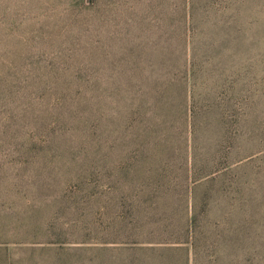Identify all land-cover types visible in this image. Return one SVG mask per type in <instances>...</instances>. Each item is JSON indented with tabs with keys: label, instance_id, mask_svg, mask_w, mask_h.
I'll return each mask as SVG.
<instances>
[{
	"label": "rangeland",
	"instance_id": "1",
	"mask_svg": "<svg viewBox=\"0 0 264 264\" xmlns=\"http://www.w3.org/2000/svg\"><path fill=\"white\" fill-rule=\"evenodd\" d=\"M128 1L109 19L91 21L90 42L79 49L94 56L105 45L115 55L132 49L146 71L161 68L171 78L177 69L179 82L167 88L149 74L150 90L154 101L166 88L172 117L189 91L198 162L189 167L177 159L186 135L179 141L175 131L163 155L171 162L151 150L127 165L129 153L119 151L120 161L57 167L13 163L0 152V249H8L0 264H264V0ZM212 151L221 157L214 165L207 160ZM188 170L202 175L193 246L96 243L139 227L137 235L153 242L165 213L185 203ZM80 172L90 174L84 190L66 191ZM81 209L89 243L57 244L60 232L81 235ZM127 209L134 213L121 216Z\"/></svg>",
	"mask_w": 264,
	"mask_h": 264
},
{
	"label": "trees",
	"instance_id": "2",
	"mask_svg": "<svg viewBox=\"0 0 264 264\" xmlns=\"http://www.w3.org/2000/svg\"><path fill=\"white\" fill-rule=\"evenodd\" d=\"M128 2L47 0L34 4L28 0H0V152L8 153L11 162L84 166L120 161L116 154L127 151L125 162L129 165L151 150L159 151L163 161L171 162V156L163 155L172 149L174 131L179 141L186 135L179 142L183 152L177 159L189 167L198 162V125L189 91L187 101L185 93L179 100V117L171 116L169 103L163 100L168 99L166 88L180 80L177 69L173 75L169 73L171 78L161 68L146 71L132 49L115 55L105 45L96 56L79 49V44L87 47L90 42L91 21L109 19ZM149 74L156 78L157 85L167 86L158 100L153 101L157 94L150 90ZM218 154L212 151L207 160L214 165L221 159ZM209 175L214 173L203 177ZM89 176L82 172L72 174L66 181V191L81 193V182L91 180ZM199 176L187 171L183 177L187 182L185 203L178 213H165L166 224L153 242L137 235L139 227L124 230L109 242L96 243L193 246L192 232L198 222L194 193L200 184ZM71 193L76 197L75 192ZM75 213V231L81 235L69 239L67 233L60 232L55 235L57 244L89 243L88 222L81 221L84 209ZM131 213L134 212L127 209L121 216ZM2 242L5 241L0 237ZM7 253V248H1L0 259L6 258Z\"/></svg>",
	"mask_w": 264,
	"mask_h": 264
}]
</instances>
